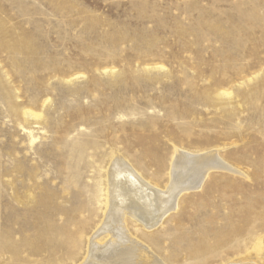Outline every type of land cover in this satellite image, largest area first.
<instances>
[{
    "label": "rangeland",
    "instance_id": "obj_1",
    "mask_svg": "<svg viewBox=\"0 0 264 264\" xmlns=\"http://www.w3.org/2000/svg\"><path fill=\"white\" fill-rule=\"evenodd\" d=\"M173 145L216 148L242 175L211 171L183 194L154 231L162 245L182 233L211 244L264 212V0H0V264H73L13 190L85 203L79 220L95 224L88 198L112 153L163 186L150 157L166 165ZM53 216L57 241L67 217Z\"/></svg>",
    "mask_w": 264,
    "mask_h": 264
},
{
    "label": "bare ground",
    "instance_id": "obj_2",
    "mask_svg": "<svg viewBox=\"0 0 264 264\" xmlns=\"http://www.w3.org/2000/svg\"><path fill=\"white\" fill-rule=\"evenodd\" d=\"M221 93L230 95L229 91ZM22 112L24 117L30 116L36 120L42 118L39 112ZM209 150L190 151L173 145L166 165L161 164L163 160L160 156L150 157L151 162L157 165L153 177L163 179L166 176L163 186L157 184L155 179L147 177L120 153H112L107 165L99 170L88 198L100 211V217L95 224L79 220L80 214L86 208L85 203L73 206L72 210L66 206L55 205L51 201L54 196L42 197L45 194L41 195L40 200L27 194L21 200L13 190L11 197L24 208L29 204H39L40 211L35 217L39 236L48 239L46 248L53 252L59 249L63 251L60 260H73V264H264V212L257 217L247 216L242 228L231 226L225 231H215V240L211 244L198 240L195 234L182 233L176 235L173 242L171 239L166 246L159 242L160 235L154 233L164 224L167 216L177 210L183 194L200 189L211 171L242 175L239 169L231 166L219 155L218 149ZM26 174L21 176L25 178ZM78 196L79 192L74 193L71 200H78ZM53 215L67 217L60 233L64 238L57 241L52 237L58 232L49 225ZM68 226L77 230L65 231ZM129 226L134 232H131ZM80 237H85L86 243V255L82 262L76 252L81 246L78 242ZM3 242V249L12 257H17L18 252H12L10 242L6 238ZM22 243L30 248L31 254L38 252L35 241L26 239ZM46 264L51 262L47 261Z\"/></svg>",
    "mask_w": 264,
    "mask_h": 264
}]
</instances>
